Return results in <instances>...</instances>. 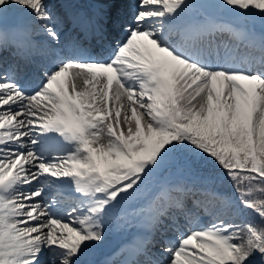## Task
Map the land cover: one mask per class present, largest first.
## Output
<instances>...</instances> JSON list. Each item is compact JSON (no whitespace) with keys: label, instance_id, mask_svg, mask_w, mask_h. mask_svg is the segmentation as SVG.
<instances>
[{"label":"snow or ice","instance_id":"6c2138e0","mask_svg":"<svg viewBox=\"0 0 264 264\" xmlns=\"http://www.w3.org/2000/svg\"><path fill=\"white\" fill-rule=\"evenodd\" d=\"M5 50L0 264H264V0H0Z\"/></svg>","mask_w":264,"mask_h":264},{"label":"rangeland","instance_id":"374dc122","mask_svg":"<svg viewBox=\"0 0 264 264\" xmlns=\"http://www.w3.org/2000/svg\"><path fill=\"white\" fill-rule=\"evenodd\" d=\"M53 3H57V0H53ZM56 10L57 9H54V11H56ZM256 28H257V30H259V28H260L259 24L256 25ZM4 52H6V50ZM38 53L42 54L41 52H38ZM46 62H47V56L46 55H44V54L43 55H37L36 61H35V64H34L35 65L34 68H31L30 67L29 70H28L29 76L33 73V70L36 67L42 65L41 63L44 64ZM8 67H9V65L5 66V68L2 67V65H1L0 66V71H3L4 69H7ZM28 73H26V74L25 73H20V75L21 76H26ZM52 197H55V196H52ZM58 198L64 199V198H62L61 193L58 194ZM64 200H67V199H64ZM113 235H115V237H116L117 241L119 242V244L121 246H123V244L126 242L129 234L127 232H123L122 233L118 229L113 228V230L109 234V238L111 236H113ZM91 259H93L94 261H96V264H99L100 262L103 263V264H105V262L108 261V259H104L103 258V254H102L101 251L97 252L93 257H91ZM111 259H115V260L119 261V260L123 259V257H113Z\"/></svg>","mask_w":264,"mask_h":264},{"label":"bare ground","instance_id":"6f19581e","mask_svg":"<svg viewBox=\"0 0 264 264\" xmlns=\"http://www.w3.org/2000/svg\"><path fill=\"white\" fill-rule=\"evenodd\" d=\"M0 63H1V65H3V66L6 65L5 54H1V55H0ZM66 191H70V190H64L63 192L65 193ZM56 192H57L56 190H52V191H51V195H52V196H57V195H56Z\"/></svg>","mask_w":264,"mask_h":264},{"label":"trees","instance_id":"16d2710c","mask_svg":"<svg viewBox=\"0 0 264 264\" xmlns=\"http://www.w3.org/2000/svg\"><path fill=\"white\" fill-rule=\"evenodd\" d=\"M217 186H218V188H219L220 190H222V191H226V188H227L226 185H224V184H222V183H219ZM257 195L259 196L260 194L257 193Z\"/></svg>","mask_w":264,"mask_h":264},{"label":"water","instance_id":"95a60500","mask_svg":"<svg viewBox=\"0 0 264 264\" xmlns=\"http://www.w3.org/2000/svg\"><path fill=\"white\" fill-rule=\"evenodd\" d=\"M110 242H112L113 245H114L115 247L117 246V243H116V242H114V241H110ZM107 243H109V242H107ZM106 245H107V244H106ZM106 248H107V249H106ZM103 251L106 252V253H110V252H111V250L108 249V247H104V248H103Z\"/></svg>","mask_w":264,"mask_h":264}]
</instances>
